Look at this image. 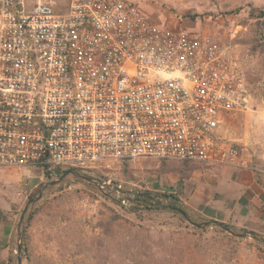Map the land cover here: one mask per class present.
Here are the masks:
<instances>
[{"label": "built area", "instance_id": "2783aa9c", "mask_svg": "<svg viewBox=\"0 0 264 264\" xmlns=\"http://www.w3.org/2000/svg\"><path fill=\"white\" fill-rule=\"evenodd\" d=\"M249 100L219 37L156 23L134 0H0V169L54 179L138 159L248 168L221 125ZM96 181L125 206L138 193Z\"/></svg>", "mask_w": 264, "mask_h": 264}, {"label": "rangeland", "instance_id": "374dc122", "mask_svg": "<svg viewBox=\"0 0 264 264\" xmlns=\"http://www.w3.org/2000/svg\"><path fill=\"white\" fill-rule=\"evenodd\" d=\"M134 1L152 21L213 34L238 56L248 79L249 106L224 116L221 134L239 145L249 167L138 159L108 169H81V175L68 172L55 184L51 181L59 177L44 178L38 168L0 169V207L7 215L4 220L13 225L0 264H19L18 257L20 264H264L263 222L254 225L236 210V216L222 222L245 234L237 236L209 222L181 198L189 206L186 218L170 207L148 208L135 200L125 206L109 187L101 188L90 177H110L125 191L207 200L217 196L214 188L221 177L246 171L260 180L264 196V0ZM242 190L245 187L235 191L238 208ZM254 207L264 212V199ZM202 222L208 224H194ZM21 231L25 235L18 252Z\"/></svg>", "mask_w": 264, "mask_h": 264}, {"label": "crops", "instance_id": "0c3cea01", "mask_svg": "<svg viewBox=\"0 0 264 264\" xmlns=\"http://www.w3.org/2000/svg\"><path fill=\"white\" fill-rule=\"evenodd\" d=\"M226 172L225 170L222 171ZM222 183L217 184L215 193L217 196H212L210 199L199 200L193 197L180 196L185 203H188L194 210H197L203 216L212 218L217 221H225L235 215L236 210L239 211L238 215L245 217L257 225L258 223H264V212H259L254 207L264 199L263 194L260 191V187L257 185L255 178L246 171H241L236 174L235 177L230 179L221 177ZM245 187L242 196H238L241 201L240 208L237 207L235 198V191L239 188ZM214 195V194H213ZM236 216V215H235ZM8 220H4L2 228H0V251L2 255L8 251L11 243V234L13 231V225ZM255 230V229H254Z\"/></svg>", "mask_w": 264, "mask_h": 264}, {"label": "trees", "instance_id": "16d2710c", "mask_svg": "<svg viewBox=\"0 0 264 264\" xmlns=\"http://www.w3.org/2000/svg\"><path fill=\"white\" fill-rule=\"evenodd\" d=\"M262 39L264 40V29H263V34H262ZM187 162V161H186ZM123 163H127V162H123ZM80 168L77 167H70L67 168L65 170H63L62 173L65 172H71L75 175H81L80 174ZM91 178L97 180V179H102L103 176L101 175H96V176H90ZM255 181L257 184H261L260 180L255 177ZM135 201L141 203L143 206L150 208V205L155 204L156 207H160V208H166V207H170L174 210H176L177 212H179L177 210V208H180L181 210H183L185 212V215H183L185 218L187 217V213H188V207L181 199L178 195L170 193V192H161V193H151V192H138L136 197H135ZM165 201V202H163ZM136 206H132V208L134 209ZM181 213V212H179ZM201 216H203L202 214H200ZM7 215L6 212L0 207V219H6ZM32 217V215L30 214L28 216V221L30 220V218ZM204 217V216H203ZM209 222H213V223H217L219 224L221 227H229V228H233L231 225H228L225 222L222 221H217V220H213L208 218ZM255 234H257L255 232ZM23 235H25V233H23ZM22 239H24V236L22 237ZM23 241V240H22ZM9 259L11 260V258L9 257Z\"/></svg>", "mask_w": 264, "mask_h": 264}, {"label": "water", "instance_id": "95a60500", "mask_svg": "<svg viewBox=\"0 0 264 264\" xmlns=\"http://www.w3.org/2000/svg\"><path fill=\"white\" fill-rule=\"evenodd\" d=\"M68 172H65V173H63L62 175H60L59 176V178L57 179V180H53V181H51V184H55V183H58L66 174H67ZM32 199H29V201L26 203V205L24 206V208H23V211H22V213H21V216H20V221L21 220H23V217H24V214H25V212L27 211V208H28V204H29V202L31 201ZM177 210L179 211V212H181V214H183V215H185V212L183 211V210H181L180 208H177ZM196 226H205V225H207L208 224V222H202V223H194ZM223 229L224 230H226V231H228V232H230V233H232V234H235V235H237V236H241V237H244L245 236V234L244 233H235L234 231H232V229L231 228H229V227H223ZM251 235H254L255 236V232H253V231H250L249 232ZM22 237H23V231H21L19 234H18V238H19V241H18V244H17V251L18 252H20V250H21V247H22ZM18 262H19V264H20V262H21V258L20 257H18Z\"/></svg>", "mask_w": 264, "mask_h": 264}]
</instances>
